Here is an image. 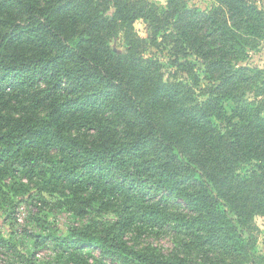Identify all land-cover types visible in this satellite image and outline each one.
<instances>
[{"label": "trees", "instance_id": "16d2710c", "mask_svg": "<svg viewBox=\"0 0 264 264\" xmlns=\"http://www.w3.org/2000/svg\"><path fill=\"white\" fill-rule=\"evenodd\" d=\"M262 40L256 0H0V192L35 182L79 220L37 213L24 253L0 225L5 264L264 262V68L241 64ZM166 230L180 250L139 242Z\"/></svg>", "mask_w": 264, "mask_h": 264}, {"label": "rangeland", "instance_id": "374dc122", "mask_svg": "<svg viewBox=\"0 0 264 264\" xmlns=\"http://www.w3.org/2000/svg\"><path fill=\"white\" fill-rule=\"evenodd\" d=\"M150 2L156 3L160 6L165 7L167 0H149ZM261 8L264 9V0H256ZM188 6H195L202 10H209L214 5V0H186ZM134 27L138 35L142 37L147 36L145 23L142 20H137L134 23ZM122 35L119 34L111 41V46L117 51H123ZM156 49L150 48L147 50L148 55H153ZM160 58L164 59L165 52L159 54ZM242 65L257 66L264 68V40H262L260 46L249 52L248 58L241 62ZM24 188L20 190H8L0 192V225L5 228L8 236L12 237V241L16 242L18 250L24 253L26 249H30L33 246L34 238L31 236L40 233L43 230L42 221H40L36 215L39 213L41 219L47 218L51 222L53 229L58 233H65L66 229L78 222L77 216L70 213L65 208L54 206L55 200L45 194H42L49 203L45 204L40 200L38 184L35 182H28L23 180ZM2 193L5 194L3 197ZM36 218V219H35ZM254 225L256 226L253 232L256 239V254L264 258V217L256 216L254 218ZM26 229L29 231L30 236H27L22 231ZM24 234V235H23ZM176 235L171 230L164 232H153L141 235L138 239L141 243H152L159 246L165 252L172 250H180L181 246L177 242ZM12 254V253H10ZM9 253L2 251L0 253V264L9 262ZM95 256L99 257V252L94 251ZM54 259L52 246L46 244L42 245L36 251V256L32 259V263H25V257L15 258V263L18 264H46L49 260ZM23 260V262H22ZM22 262V263H20ZM104 264H115L110 260H103ZM261 264H264L262 262Z\"/></svg>", "mask_w": 264, "mask_h": 264}]
</instances>
